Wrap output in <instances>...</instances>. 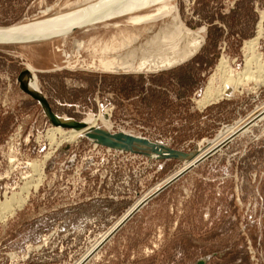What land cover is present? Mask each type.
<instances>
[{
    "label": "rangeland",
    "instance_id": "obj_1",
    "mask_svg": "<svg viewBox=\"0 0 264 264\" xmlns=\"http://www.w3.org/2000/svg\"><path fill=\"white\" fill-rule=\"evenodd\" d=\"M88 1L0 0V26L66 17ZM170 1L172 10L150 20L129 17L164 4L0 46V202L22 198L0 209V264H264V114L237 131L264 110V80L199 102L221 60L232 74L244 70L245 42L256 36L253 53L264 65V0ZM183 27L200 40L186 61L149 71L102 68L159 59L149 56L151 39L168 30L182 38ZM27 64L59 116L104 113L111 131L185 152L220 134L224 143L97 248L128 208L182 163L119 155L84 137L55 145L60 137H50L53 125L40 104L19 87Z\"/></svg>",
    "mask_w": 264,
    "mask_h": 264
},
{
    "label": "bare ground",
    "instance_id": "obj_2",
    "mask_svg": "<svg viewBox=\"0 0 264 264\" xmlns=\"http://www.w3.org/2000/svg\"><path fill=\"white\" fill-rule=\"evenodd\" d=\"M157 3L164 4V5H162L161 7H157V9L152 14L134 15L132 17H129V20L131 22H138L140 20H144V21L150 20V19L157 17L161 13L164 15V13H167L168 11L173 9L174 3H172L170 0H90L87 3H84L83 5H81V9L78 8L79 6L72 9L77 12L75 13L67 12L68 14L66 17L63 14L58 13L53 17L44 18L41 20H34L33 22L29 21V22H26V24L18 23V24L9 25V26H0V43H7V42L20 43V42H30V41L34 42V41H39V40L40 41L45 40L47 38L55 37V36L56 37L64 36L79 26H82V25L87 26L93 23H97L99 21L107 20V19L118 17L121 15L131 14V13L138 12V11L140 12L144 8H147ZM182 29L184 31L182 38L174 36V34L170 30H168L167 32L165 31L161 32V34L158 37L151 39L150 49L153 50V53L149 56L158 55L159 59H157L156 57H155L156 59H151V60L144 59V60L138 61L136 66L125 62L124 64H120L121 66L118 64H116L115 66H111L107 64V65H104V67L102 68L108 69L111 71H128V70L149 71V70L157 69L160 67H168V66L174 65L177 63V61L187 58L190 55H192V53L198 47L199 41H200V40L194 39V35H193L194 33L190 32L188 29L184 27ZM163 39H166V40H163ZM256 40H257V36L245 42L244 67H243L244 70L242 69L243 70L242 72L237 73V74L235 73L232 74L227 69L225 65V61H222V60L217 64L216 70L218 71V74H216L215 76L218 75V78L212 76L209 79L205 87L204 94L199 101L200 103L203 104L211 100H215L219 98L220 96L229 93L232 89H235V88L237 89V87L243 86V81L245 80L252 79L255 82L264 80V65L258 61V57L254 55L255 53H253L255 42H257ZM174 45L176 46V48H178V51L169 50V49H175ZM79 48H80V44L76 45L75 50H78ZM156 50L158 52H155ZM26 67L31 72V77H30V80L28 81L29 87L33 90L40 91L38 87L37 78L35 76L33 68L29 64H27ZM263 114H264V110L262 108L260 112H257L251 118V120L246 122V124L243 123V125L240 126L237 131H243L246 128V126L249 124V122L257 120L258 118H261ZM61 117L63 119L69 118V117H63V116ZM81 121H83L87 126H99L97 121H100L101 123H103V125H105L104 129L110 130L108 127V121H109L108 117H106L104 113H97L96 115H88L87 117L83 118ZM231 131L235 132L234 130H228V132H231ZM83 132L84 131L82 130L78 131L74 129L61 128L59 126H52L49 133H50V137H53V135L55 134L58 137H60L59 141L55 144V145H59L62 141L69 142L79 137H83ZM219 136L220 137L217 140H215L214 142L212 141L210 146H208L205 149L206 151L216 150L215 148L221 145V143L224 140L221 139V136H222L221 134ZM219 139H221L222 141L221 140L219 141ZM205 150L203 152H205ZM193 162L194 160L188 163L182 164L174 172V174ZM34 168L35 167H33V169ZM174 174L170 175L160 184H163V182H166ZM158 186H161V185H157V187ZM12 195L8 200H5L4 202H0L1 210L2 209L4 210L6 208L9 209L11 208V203H15V202L17 203L21 201L22 198L18 199V198L13 197ZM147 196L148 195L146 194V195L141 196L140 199H137V201L134 202L128 208V210L123 214V216H121V218L118 219V221L113 225V227L119 221H121V219H123L127 215V213H129L135 206L140 204ZM17 205H20V204H17ZM112 228H109L111 229L110 232L112 231ZM107 234L108 233L105 234L104 238L106 237Z\"/></svg>",
    "mask_w": 264,
    "mask_h": 264
},
{
    "label": "water",
    "instance_id": "obj_3",
    "mask_svg": "<svg viewBox=\"0 0 264 264\" xmlns=\"http://www.w3.org/2000/svg\"><path fill=\"white\" fill-rule=\"evenodd\" d=\"M76 41L78 40L76 39L73 40L74 46L76 45ZM4 45H9V44L0 43V46H4ZM188 58L184 59L181 62L186 61ZM181 62H177L176 64H179ZM30 77H31L30 70L26 66L23 67L20 70L17 77V80L19 82V87L24 93L29 95L32 99L36 100L40 104L45 116L53 126H59L61 128L74 129L78 131L82 130L84 131L83 137L97 145L115 151H122L135 155H140L150 160L152 159L159 161L177 160L182 164L194 160L193 163L179 170L171 178H169L166 182H164L161 186H158L140 204H138L129 213H127V215L119 222V224L100 242L97 248H99L110 237H112L115 234V232L127 220H129L148 200H150L160 191H162L167 186H169L172 182H174L175 180L180 178L183 174H185L187 171H189L192 167L196 166L197 164H199L201 161H203L204 159L209 157L213 152L216 151V150H209L203 152L208 146H210L211 142H208L207 145L202 147L196 145L193 148V150L185 152L183 150L172 148L162 141L150 139L142 135H137L121 130L118 131L106 130L99 126H87L83 121L75 120L73 118L63 119L61 116H59L52 110L47 98L40 91L33 90L29 87L28 81L30 80ZM86 259L82 260L79 264H83ZM197 264H204V261L199 260Z\"/></svg>",
    "mask_w": 264,
    "mask_h": 264
},
{
    "label": "built area",
    "instance_id": "obj_4",
    "mask_svg": "<svg viewBox=\"0 0 264 264\" xmlns=\"http://www.w3.org/2000/svg\"><path fill=\"white\" fill-rule=\"evenodd\" d=\"M95 145H97V144H95ZM107 149V151H110V152H115V153H122V154H124V153H127V152H122V151H115V150H112V149H109V148H106ZM128 154V153H127ZM130 154V153H129Z\"/></svg>",
    "mask_w": 264,
    "mask_h": 264
},
{
    "label": "crops",
    "instance_id": "obj_5",
    "mask_svg": "<svg viewBox=\"0 0 264 264\" xmlns=\"http://www.w3.org/2000/svg\"><path fill=\"white\" fill-rule=\"evenodd\" d=\"M121 154H122V153H119V155H121ZM116 155H117V154H116ZM161 163H163V164H164L165 162H161Z\"/></svg>",
    "mask_w": 264,
    "mask_h": 264
}]
</instances>
